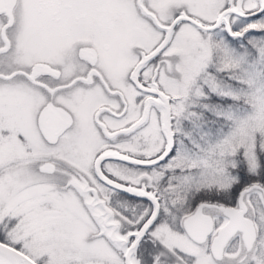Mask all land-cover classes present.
Wrapping results in <instances>:
<instances>
[{
	"label": "snow or ice",
	"instance_id": "6c2138e0",
	"mask_svg": "<svg viewBox=\"0 0 264 264\" xmlns=\"http://www.w3.org/2000/svg\"><path fill=\"white\" fill-rule=\"evenodd\" d=\"M0 264H264V0H0Z\"/></svg>",
	"mask_w": 264,
	"mask_h": 264
}]
</instances>
